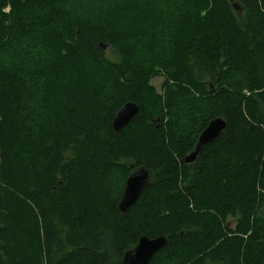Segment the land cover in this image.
<instances>
[{"label": "trees", "instance_id": "trees-1", "mask_svg": "<svg viewBox=\"0 0 264 264\" xmlns=\"http://www.w3.org/2000/svg\"><path fill=\"white\" fill-rule=\"evenodd\" d=\"M63 1L0 0V53L39 51L0 65V264H122L142 235L167 239L149 264H264V0H176L172 17L165 0L76 17ZM215 117L225 128L185 163ZM140 165L151 179L121 214Z\"/></svg>", "mask_w": 264, "mask_h": 264}, {"label": "water", "instance_id": "water-1", "mask_svg": "<svg viewBox=\"0 0 264 264\" xmlns=\"http://www.w3.org/2000/svg\"><path fill=\"white\" fill-rule=\"evenodd\" d=\"M237 9V5L233 4ZM139 112V106L133 101H128L119 107L112 117V129L115 133L125 127ZM226 123L221 117L211 119L198 135L193 151L184 157L185 163L195 160L201 148L214 141ZM152 172L149 168L140 165L136 167L125 179L123 191L118 202V210L121 214L133 205L143 189L148 185ZM167 239L164 235L148 238L145 235L139 237L136 245L127 250L122 257V264H149L156 252L166 245Z\"/></svg>", "mask_w": 264, "mask_h": 264}, {"label": "rangeland", "instance_id": "rangeland-1", "mask_svg": "<svg viewBox=\"0 0 264 264\" xmlns=\"http://www.w3.org/2000/svg\"><path fill=\"white\" fill-rule=\"evenodd\" d=\"M175 1L176 0H165V2L163 3L164 5H167L169 7L168 8V12H169L168 16L169 17H172L173 14L175 13V10H176L175 9L176 8V2ZM100 3L102 5L103 2H101V0H66V1L60 2L59 4L61 7H64L65 9H70V11H71L70 13H73L72 16L76 17L78 15L77 12L80 13L81 11H87V7L89 4H93L92 5V6H94L93 10H95L97 7L101 6ZM72 4L76 5V7L75 8L72 7ZM169 4H171V5H169ZM74 12H76V13H74ZM82 14L88 15L87 12H84ZM170 20L171 19H168V22H170ZM27 40H25L22 43L23 44L22 48L16 43H13L12 48H11V46L9 47V45L7 47H5L0 53V65L11 63V62H12V64L18 63V61H21V63H23L24 61L21 57L24 58V54H21V53L25 52L27 49L33 51L34 54H37L39 51H37V49H36L37 46L35 45V43H32L33 47H30L31 44L28 43L30 41H27ZM18 49H22V50L17 52ZM41 51L42 52L44 51V53H46V50L44 47H42L40 49V52ZM14 59H16V60H14ZM258 73L260 75L264 74V62L260 63ZM230 79L232 80L233 83H235L233 86V87H235V90H237L236 88H239L242 85V81H240L241 79L239 76H235V78L233 76ZM161 82H162V78H160V77H155L154 79L151 80L152 85L157 90H159ZM196 104L198 107L196 109H194L193 115H194L195 120H198L200 118H203V116L206 114L205 111L208 109V106H207V102H205V101H198ZM185 108H187V106H185ZM185 108H183V110H185ZM42 162H43V159L39 162V164L37 166L38 167L41 166L43 164ZM106 177L107 178L105 181V186H106L110 195H112V193L115 195L118 191V186H119L121 178H122L121 173L109 171L106 174ZM229 220L231 221V219H229Z\"/></svg>", "mask_w": 264, "mask_h": 264}]
</instances>
